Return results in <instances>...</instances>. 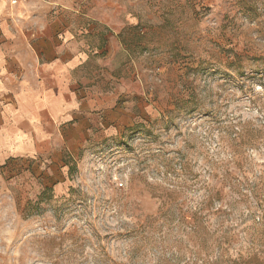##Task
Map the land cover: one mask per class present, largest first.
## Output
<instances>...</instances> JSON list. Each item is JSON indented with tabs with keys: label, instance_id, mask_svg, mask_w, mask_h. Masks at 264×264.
I'll list each match as a JSON object with an SVG mask.
<instances>
[{
	"label": "rangeland",
	"instance_id": "obj_1",
	"mask_svg": "<svg viewBox=\"0 0 264 264\" xmlns=\"http://www.w3.org/2000/svg\"><path fill=\"white\" fill-rule=\"evenodd\" d=\"M60 14L122 92L105 131L6 167L0 264H201L176 216L208 193L209 258L264 264V0H75ZM240 131L253 138L242 149ZM180 155L191 174L174 219L153 222L152 189Z\"/></svg>",
	"mask_w": 264,
	"mask_h": 264
},
{
	"label": "crops",
	"instance_id": "obj_2",
	"mask_svg": "<svg viewBox=\"0 0 264 264\" xmlns=\"http://www.w3.org/2000/svg\"><path fill=\"white\" fill-rule=\"evenodd\" d=\"M74 3L0 0V180L12 161L80 147L116 108L121 87L100 80L104 51L63 24L60 12Z\"/></svg>",
	"mask_w": 264,
	"mask_h": 264
},
{
	"label": "trees",
	"instance_id": "obj_3",
	"mask_svg": "<svg viewBox=\"0 0 264 264\" xmlns=\"http://www.w3.org/2000/svg\"><path fill=\"white\" fill-rule=\"evenodd\" d=\"M133 30L138 29V25L132 28ZM243 131H240V133L234 138L235 140V147H239L242 149L244 146H249V142H252V136L248 131H245V133H242ZM232 152H234L232 150ZM171 161V160H170ZM175 165H178V169L174 168V164L169 162L167 165L164 166V173L165 176H167L168 180V186L159 188H153L154 190V196L157 198L159 207L157 211V216L152 220H162L164 223H167L168 221H173L174 219V213L175 207L179 205V195L182 192L181 188L186 181V179H189V176L191 174V168L190 164L187 159H185L184 155H180L175 161ZM176 171L179 176L184 177V180L181 185L174 184L173 182L176 181L175 178L178 175H173L172 178H169L171 172ZM175 173V172H174ZM177 182V181H176ZM179 183V182H177ZM178 186V187H177ZM180 188V189H178ZM47 191H50V188L45 187L44 190L41 193V196L43 197V194ZM214 198L211 194L203 195V199L200 201L198 207H196L195 210L188 211V214H186L187 211H184L182 205L179 207L177 220L180 222V224H183L188 229V233L195 236L198 240V245H196V249L194 252V256H197V258L201 260V264H221V260L214 259L212 260L209 258L210 249L213 246V242L209 243L211 240V235L209 234L208 229L206 228L203 220V210L205 207L209 206L213 202ZM178 208V207H177ZM169 222V223H170ZM221 237L224 238L223 242H226V236L222 235ZM258 255L254 254L248 259H244L243 257H238L236 260H233L231 264H258L259 262ZM158 264H166L165 260L162 257H159ZM184 264H197V261L193 260L191 262H186Z\"/></svg>",
	"mask_w": 264,
	"mask_h": 264
}]
</instances>
